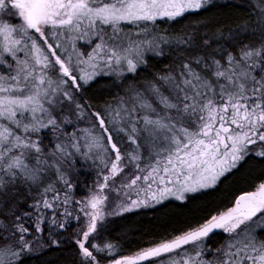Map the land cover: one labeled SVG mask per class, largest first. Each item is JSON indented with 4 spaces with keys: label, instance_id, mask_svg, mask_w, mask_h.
I'll return each mask as SVG.
<instances>
[{
    "label": "snow or ice",
    "instance_id": "6c2138e0",
    "mask_svg": "<svg viewBox=\"0 0 264 264\" xmlns=\"http://www.w3.org/2000/svg\"><path fill=\"white\" fill-rule=\"evenodd\" d=\"M0 264H264V0H0Z\"/></svg>",
    "mask_w": 264,
    "mask_h": 264
},
{
    "label": "trees",
    "instance_id": "16d2710c",
    "mask_svg": "<svg viewBox=\"0 0 264 264\" xmlns=\"http://www.w3.org/2000/svg\"><path fill=\"white\" fill-rule=\"evenodd\" d=\"M238 187L248 189L249 184L240 183L238 184ZM231 199H232L231 190L228 191L221 190L215 193H210L208 196L204 197L201 201V205L206 211H212L213 209L216 208L222 209L223 207L229 206V201ZM152 215L153 214L151 212H146L143 213L141 216L133 217V220H139L141 223L147 226L155 223V221L152 219Z\"/></svg>",
    "mask_w": 264,
    "mask_h": 264
}]
</instances>
